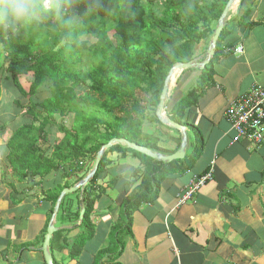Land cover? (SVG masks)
Here are the masks:
<instances>
[{"label": "crops", "instance_id": "obj_1", "mask_svg": "<svg viewBox=\"0 0 264 264\" xmlns=\"http://www.w3.org/2000/svg\"><path fill=\"white\" fill-rule=\"evenodd\" d=\"M223 30L224 55L214 65L213 84L182 119L187 124L184 158L175 160L181 161L177 164H166L173 171L160 181L156 199L140 204L127 220L126 231L115 232L124 196L141 181L132 173L142 165L130 154L122 158L136 165L131 172L134 179L129 180L120 175L129 165L116 166L121 159L113 154L115 162L99 181L107 189L94 205V236L76 258L71 256L69 245L80 233V222H63L56 215L54 224L57 232L62 231L60 241L65 239L68 245L59 242L64 247L61 251L50 247L55 264H107L112 256H96L100 250L110 249L113 237L118 243L111 247L113 255L119 254L115 264H264V141H235V131L225 116L239 98L245 103L254 91L264 93V0H235ZM235 48L241 52L234 53ZM196 55L193 60L199 63L205 59ZM193 70L178 73L170 82L175 83L169 86L164 104L168 117L187 92L178 86L181 77L186 74L190 87L197 86L201 74ZM163 127L153 120L145 121L140 139L156 146L155 150L146 147L151 151L171 155L179 150L183 134ZM156 132L159 138H151ZM210 169L212 180L190 201L178 205L190 182ZM50 176L53 182L43 191L54 187L55 175ZM114 177L117 183L109 188L108 181ZM5 178L0 182V264H45L40 249L52 205L42 201L36 191L25 189L26 184ZM63 184L60 181L59 185ZM76 192V209L80 211L84 207L82 192Z\"/></svg>", "mask_w": 264, "mask_h": 264}, {"label": "trees", "instance_id": "obj_2", "mask_svg": "<svg viewBox=\"0 0 264 264\" xmlns=\"http://www.w3.org/2000/svg\"><path fill=\"white\" fill-rule=\"evenodd\" d=\"M227 1L103 0L105 10L101 12L100 23L86 21L84 24L85 39L94 40L91 46L85 44L77 48L73 45V51L66 52L58 36L45 38L41 43L14 42L0 58V73L5 74L4 81L16 88L21 98L36 96L45 88L49 94L39 105V111L34 104H29L25 114L31 116L32 121L19 127L6 143L5 159L9 169L6 172L3 169L5 177L10 176L11 181L23 184L32 182L33 189H41L43 180L52 174L55 181L63 180V185L40 193L42 201L52 205V214L61 191L84 178L91 170L97 152L109 140L126 139L155 150L154 143L149 146L140 139L144 120L158 122L155 110L169 70L176 63L195 59L200 45L206 51ZM120 3L130 4L135 16L125 19L117 9ZM109 11H116V14L109 15ZM225 37L222 30L214 55L204 67L197 86L190 87L175 103L170 112L174 123L187 125L182 119L188 109L196 106L198 98L213 84V68L224 55L222 43ZM25 77L31 79L27 88L21 82ZM80 89H83L82 93L77 92ZM16 106L21 107L19 101ZM68 114L73 115L72 128L60 125L63 136L49 147L47 128L51 120L56 115ZM113 154L119 159L130 154L139 158L142 165L132 173L141 181L135 190L124 196L115 232L126 231L127 220L140 204L156 199L160 181L173 171L167 169L166 164L171 166L181 162H159L120 145L106 150L94 177L82 191L84 214L78 226L80 233L70 248L74 258L94 236L91 220L94 205L107 189L99 181L114 163L111 159ZM116 179L111 178L107 186L113 188ZM12 189L15 190L13 186ZM65 199L66 196L60 203L57 218L75 223L79 209L71 211ZM61 235L62 231L53 234L50 247L57 246L60 251L64 248L59 246V242H66L65 239L60 241ZM116 244L113 237L110 249L100 250L96 257L112 256L107 264H115L119 254L113 255L111 247L115 248Z\"/></svg>", "mask_w": 264, "mask_h": 264}, {"label": "clouds", "instance_id": "obj_3", "mask_svg": "<svg viewBox=\"0 0 264 264\" xmlns=\"http://www.w3.org/2000/svg\"><path fill=\"white\" fill-rule=\"evenodd\" d=\"M117 9L125 19L135 16L130 4L120 3ZM104 10L103 0H0V58L14 42L41 43L51 36L60 38L66 52L73 51V45L77 48L85 44L91 46L93 41L85 39L84 24L86 21L99 24ZM108 14L115 15L116 11H109ZM18 98L16 88L0 81V119L8 122L16 119ZM117 165H129L120 175L129 180L134 179L131 172L136 167L135 163L121 159L116 162Z\"/></svg>", "mask_w": 264, "mask_h": 264}, {"label": "water", "instance_id": "obj_4", "mask_svg": "<svg viewBox=\"0 0 264 264\" xmlns=\"http://www.w3.org/2000/svg\"><path fill=\"white\" fill-rule=\"evenodd\" d=\"M234 1L235 0H228L227 4L225 5L223 12L221 13V15L218 19L217 25L214 29L213 34H212V37L210 38V41L208 43L207 49L205 51V59L200 63L195 61V60H191V61L186 62V63L179 62V63L174 64L172 66V68L169 70V72H168V74L164 80L163 88H162L160 98H159V103L156 107L155 116H156L158 122L162 126H165V127L172 129V130L180 131L183 134V138H182L179 150L176 151L175 153L171 154V155H165V154H161V153H158L155 151H151L150 149H148L146 147L131 143L126 139H116V138L111 139L106 144L102 145L101 148L99 149V151L97 152L96 156H95L91 170L88 171L87 174L84 176V178H82L76 184H74L70 188L63 189L61 191V193L59 194L57 200H56L55 206L53 208L52 216H51L50 221L47 225L46 232L44 234L43 242H42L41 249H40L42 252L45 264H54L53 258H52L51 252H50V240L52 238V235L59 230V228H57L55 226L54 221H55L56 215L58 213L59 206H60L62 199L66 195L72 194V193L76 192L77 190L81 191V192L83 191L84 187L94 177V175L98 169L99 163L102 159V156L106 150L110 149L112 146L120 145V146H124V147H126V148H128V149H130L136 153H139L141 155H144V156L149 157L153 160L163 162V163H168V162H172L175 160H181L184 158V150H185V146H186V142H187L186 135H185L186 127L174 123L171 120V118L166 115V113L164 111V104L166 102V97L168 94L169 82H170L171 77L175 71H176V73H175V75H176L177 73H181V72H184L186 70L197 69V68L198 69H204V67L209 63L210 59L214 55L216 41H217L218 37L220 36L223 28H224L225 18L227 16V14L229 13L230 7L234 3ZM83 214H84V207H81L80 211H79V219H78L79 222L82 221Z\"/></svg>", "mask_w": 264, "mask_h": 264}, {"label": "rangeland", "instance_id": "obj_5", "mask_svg": "<svg viewBox=\"0 0 264 264\" xmlns=\"http://www.w3.org/2000/svg\"><path fill=\"white\" fill-rule=\"evenodd\" d=\"M141 1L144 2V0H141ZM224 8H223V10H224ZM223 10H222V12H223ZM216 25H217V23H216ZM216 25H215V27H216ZM213 32H214V30H213ZM86 38H88L90 41L94 42L93 39H91L89 37H86ZM196 54H198L199 56H201L203 58L205 57V52H204V46L203 45L199 46L198 50L196 51ZM197 70L200 71V74H202L203 71H204V69H198V68L195 71H197ZM193 71L194 70L191 69V70H188V71L186 70L185 72L186 73L187 72L194 73ZM184 74L185 73H183V76H184ZM4 76H5V74L1 72L0 73V81H4ZM188 78H190V77H187L186 74H185V77H181V79H180V81L178 83V86H179L181 92H186L187 91V90H182V87H188V88L190 87L191 84H190V80ZM30 80L31 79L29 77H25V78L21 79V82H22V84H23V86L25 88H27L29 86ZM185 82H188L189 84L187 86H185L184 85ZM174 83L175 82H173V83L169 82V86L171 87ZM7 85L10 86L8 83H7ZM77 92L78 93H82L83 89L77 90ZM48 94H49L48 90L45 88V89H42L36 96H29V97H25V98L19 97L17 101L20 102L21 107L19 108V107L16 106V119L13 120L12 122H8V121H5L3 119H0V182H1V180H3V177L5 178V174L3 176V170L2 169H4L5 172L9 169V165L7 164V161L5 159V149H3L5 143L8 142L9 138L13 135V133L19 127H21L23 124L30 123L32 121V117L27 115V114H25V111H26L27 107L29 106V104H34L37 107V111H39V109H38L39 105L42 103V101H44L45 98L48 97ZM72 121H73V115L72 114H68L66 116H58V115H56L51 120V125L47 128L48 129L47 130V133H48L47 140H48V146L49 147H51L54 142L56 143V141L63 136L62 133H60L59 126L61 125L64 128L71 129L72 128V123H73ZM144 121H146V120H144ZM158 135H159L158 132H156V134L154 133L151 138L155 137V138L158 139L159 138ZM6 152H7V150H6ZM48 153H50V150L48 151ZM112 160L115 162L114 158ZM8 178L10 179V176H8ZM51 182H53V177L52 176H50L48 178H45L43 180V183H42L43 185H41V189L39 187L33 189L34 183H32V182L31 183L28 182V184L25 185V189L32 188L33 191H36L37 194L40 195L42 190H44L45 188H48V186L49 187L51 186ZM53 184H54V187H56V186L58 187L59 184H60V180L57 179ZM77 195H78V193H76V195H75V193L66 195L65 202H67V206H69V209L71 211L75 210L76 207H77V201H78L76 199ZM58 221H59V219H58ZM43 237H44V235H43ZM67 245L68 244L65 243V246H67ZM70 248H71V246L69 245V250H70Z\"/></svg>", "mask_w": 264, "mask_h": 264}, {"label": "built area", "instance_id": "obj_6", "mask_svg": "<svg viewBox=\"0 0 264 264\" xmlns=\"http://www.w3.org/2000/svg\"><path fill=\"white\" fill-rule=\"evenodd\" d=\"M241 52V48L234 49ZM242 103V97L229 107L225 116L236 132L234 140H243L250 144H260L264 141V93L254 91ZM212 179V169L200 178L192 180L178 201V205L191 200L192 196L207 181Z\"/></svg>", "mask_w": 264, "mask_h": 264}]
</instances>
